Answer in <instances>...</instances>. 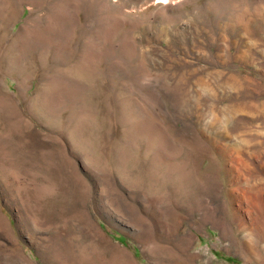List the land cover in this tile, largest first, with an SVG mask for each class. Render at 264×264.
Wrapping results in <instances>:
<instances>
[{
    "label": "rangeland",
    "instance_id": "obj_1",
    "mask_svg": "<svg viewBox=\"0 0 264 264\" xmlns=\"http://www.w3.org/2000/svg\"><path fill=\"white\" fill-rule=\"evenodd\" d=\"M0 264H264V0H0Z\"/></svg>",
    "mask_w": 264,
    "mask_h": 264
}]
</instances>
